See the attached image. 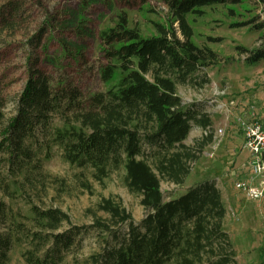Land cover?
Segmentation results:
<instances>
[{"label":"trees","instance_id":"obj_1","mask_svg":"<svg viewBox=\"0 0 264 264\" xmlns=\"http://www.w3.org/2000/svg\"><path fill=\"white\" fill-rule=\"evenodd\" d=\"M162 1L171 22L155 23L156 35H142L128 25L124 13L101 32L107 63L100 76L112 81L104 90L84 97L77 86L54 81L30 65L7 114L0 88V159L6 161L8 177L30 181L42 174V155L55 143L67 162L92 166L99 179L109 170L122 169L128 189L141 196L147 213L138 223L111 198L98 203L108 217L94 219L90 227L121 237L113 243L107 240L101 251L91 255L92 264H228L232 260L234 251L222 225L226 209L215 181L206 178L166 198L160 180L178 184L185 180L199 149L183 141L193 124L211 125L209 115L197 105L183 103L176 88L180 82L199 83L195 71L215 55L194 43L187 16L201 15L203 7L241 0ZM260 2L264 13V0ZM6 19L1 21L9 25ZM174 21L183 39L177 36ZM261 58L264 49L249 56L251 61ZM56 114L61 126L47 129ZM31 210L36 227L32 231L0 200V264H7L13 244L23 238L30 244L23 251L29 264H56L59 253L73 244L77 225L54 232L68 221L65 212L35 204ZM119 223L128 224L121 235L113 229ZM48 242L51 247L40 255ZM259 264H264V256Z\"/></svg>","mask_w":264,"mask_h":264},{"label":"rangeland","instance_id":"obj_2","mask_svg":"<svg viewBox=\"0 0 264 264\" xmlns=\"http://www.w3.org/2000/svg\"><path fill=\"white\" fill-rule=\"evenodd\" d=\"M201 9V15L187 16L192 40L215 55L195 71L199 83L180 82L176 88L183 103L197 105L209 115L211 125L202 128L193 124L183 143L199 150L189 164L188 176L181 184L161 179L160 189L168 198L201 180L213 179L226 209L223 229L234 251L228 264H259L264 256V198L247 199L234 182L248 174L242 168L247 152L242 148L237 118L249 112L257 116L264 113V58L249 59L253 51L264 49L262 4L260 0H241ZM123 13L128 25L137 27L144 36L157 34L155 23L166 26L171 22L162 0H0V88L7 114L13 110L30 65L54 81L77 86L84 97L104 90L112 81L100 76L107 63L100 34ZM4 16L9 25L2 23ZM173 27L183 39L178 22L174 21ZM60 121L58 114L53 115L47 129L60 127ZM8 170L1 158L0 200L10 206L16 220L23 221L31 231L36 229L31 210L35 204L56 207L68 215V221L54 232L79 227L73 244L59 253L56 264H92L91 255L101 251L107 240H119L121 236L114 238L113 232L90 227L94 219L108 217L98 208L103 198L125 207L135 223L147 213L141 196L128 189L122 169L109 170L99 179L92 166L81 168L67 162L55 143L42 155V174L30 181L12 179ZM127 225L119 223L113 229L121 235ZM51 245L48 242L39 254ZM28 247L27 238L15 242L7 264H29L23 256Z\"/></svg>","mask_w":264,"mask_h":264},{"label":"built area","instance_id":"obj_3","mask_svg":"<svg viewBox=\"0 0 264 264\" xmlns=\"http://www.w3.org/2000/svg\"><path fill=\"white\" fill-rule=\"evenodd\" d=\"M237 122L243 133L242 148L247 152L242 168L248 174L235 181L234 187L247 199L259 200L264 198V114L257 116L249 112L238 117ZM218 132L221 134L222 129Z\"/></svg>","mask_w":264,"mask_h":264},{"label":"bare ground","instance_id":"obj_4","mask_svg":"<svg viewBox=\"0 0 264 264\" xmlns=\"http://www.w3.org/2000/svg\"><path fill=\"white\" fill-rule=\"evenodd\" d=\"M254 114V113H253ZM264 114V113H263ZM256 115V114H255Z\"/></svg>","mask_w":264,"mask_h":264}]
</instances>
